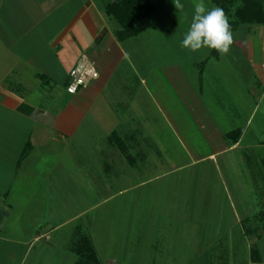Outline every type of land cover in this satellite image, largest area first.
Segmentation results:
<instances>
[{"label": "crops", "instance_id": "obj_1", "mask_svg": "<svg viewBox=\"0 0 264 264\" xmlns=\"http://www.w3.org/2000/svg\"><path fill=\"white\" fill-rule=\"evenodd\" d=\"M198 2L0 0V264H58L62 248L75 264L84 237L98 264H117L115 241L99 253L79 220L95 209L102 229L118 199V228L135 215L178 233L177 248L225 246L177 259L155 237L164 264H264V0L227 1L224 55L181 47L189 27L177 16ZM169 39L186 58L163 59ZM79 132L91 145H54Z\"/></svg>", "mask_w": 264, "mask_h": 264}, {"label": "rangeland", "instance_id": "obj_2", "mask_svg": "<svg viewBox=\"0 0 264 264\" xmlns=\"http://www.w3.org/2000/svg\"><path fill=\"white\" fill-rule=\"evenodd\" d=\"M187 9V8H186ZM192 9V8H191ZM193 10V9H192ZM182 12V10H181ZM180 12V13H181ZM188 12H190V14L188 13L187 16H183L182 18H180V16L178 15L177 17L179 18L177 22V24L174 25H187V27H189L190 24H186V17L192 16L193 12L189 10L188 8ZM186 14V13H185ZM183 21V22H182ZM171 29V26H170ZM170 33V32H169ZM173 35V34H169ZM179 41L176 39H169L168 40V44H169V54L167 55H163V59L167 60V61H176L178 59H182L179 54V50H180V46H179ZM181 42V40H180ZM203 48H207V47H203ZM159 57V56H158ZM183 58H186V56H184ZM160 59V58H159ZM69 141V140H68ZM64 139H59V141L54 144L56 146H85L86 144L91 145V142H87L84 141L83 136L80 134V132L78 134H76L73 138L72 141L68 142ZM48 146H53V145H48ZM63 153V152H61ZM95 154V152H92ZM64 154V153H63ZM89 154H91V152H89ZM90 170H94L93 168H90ZM87 185L88 187H95V178L91 175V172H89L88 177H87ZM94 181V182H93ZM93 187V188H94ZM92 188V191L94 190ZM92 194V193H91ZM93 195V194H92ZM52 202V205H54L56 202L60 201V199L57 200H50ZM63 201V200H61ZM67 201V199H66ZM94 200L93 198H88V199H83L82 203L84 205H86V203H88L87 205H90L91 203H93ZM114 204V205H113ZM122 204V200L118 199L115 200V203L110 202L107 207L105 208L106 211V216L110 214H112L110 221L105 222V226H103V228L101 229L100 226L98 227V225H100V223L98 224V220H97V210L95 211V209L91 210L88 215L83 216L79 221L83 222L84 224H88V221L92 222L91 225V231L90 234L92 235L93 238V242L96 245L97 250H101L102 245L103 248L105 247V244L107 243L106 241H108V239L111 238V240L113 239L115 242V245L117 244V248H113L111 252L115 253L116 250V254L115 257L117 259V264H164L163 260L165 259V257H162L160 254L158 255L157 253H154V249L152 250L151 248V244L152 243H156L155 242V237L157 238H161V236L163 235V237L167 236L169 237L168 239L170 240L168 243L166 244H170L172 245V251L176 252V254L178 255L177 259L180 258L179 256H181L183 254V257L186 258L189 257L192 254H198L199 252V256H211L214 253H219L220 250L224 251L225 246L223 245L221 248H219L218 246H210L211 244L208 243L206 247L200 248L199 252H197V248H193L190 245H188L186 242L185 244L179 245V247H175L179 244V236L178 233L177 235L175 234V231H170V232H159L156 230V225L154 224H147L145 221L143 222V225L139 224L141 222L137 220V216L135 215H131L130 216V223L129 226L127 228H125V230L123 228H118L119 225V220L121 218H125L127 219V215L125 214V209H121L119 208L120 205ZM13 206V205H12ZM77 206H75L76 208ZM15 209V208H12ZM127 211V210H126ZM56 220H61L64 218V215H60V214H56L55 215ZM139 218V217H138ZM10 219L15 220V216H12ZM110 222V223H109ZM109 223V224H108ZM142 223V222H141ZM98 224V225H97ZM124 224V223H123ZM139 224V226H138ZM109 225L111 226V228L109 227ZM105 227V229H104ZM70 228L69 226L67 227V229ZM107 228H110L109 230ZM123 229V230H122ZM65 228L62 231H58L60 232H64ZM219 234V232H215V236L214 239H216L217 235ZM230 234H232V237L234 239V241L238 240V236L236 235L235 232H230ZM107 240H106V237ZM98 236H101L100 238ZM172 237V238H171ZM99 238V240H98ZM179 239V240H178ZM112 240V241H113ZM98 241H100V245L98 246ZM111 241V242H112ZM239 241V240H238ZM53 242V241H51ZM110 242V240H109ZM162 241L160 240L159 243H161ZM167 242V241H166ZM215 244V242H212V245ZM261 244V248H262V253L261 256L264 258V238L262 239V241L260 242ZM185 246V247H183ZM44 245L43 243L41 244V248L43 249ZM52 249V247H51ZM61 249V248H59ZM62 250H64V254L63 255H57V260H58V264H69V255L67 254V252L65 251V249L62 248ZM99 250V253L101 252ZM123 251V254L121 253ZM103 252V249H102ZM178 252V253H177ZM207 253V254H204ZM101 255V254H100ZM205 257H201L200 260H204ZM187 261V260H186ZM175 264H182V262L180 263H175ZM185 264H202V263H197V261H189L186 262ZM214 264H218V263H214ZM223 264V263H222Z\"/></svg>", "mask_w": 264, "mask_h": 264}, {"label": "clouds", "instance_id": "obj_3", "mask_svg": "<svg viewBox=\"0 0 264 264\" xmlns=\"http://www.w3.org/2000/svg\"><path fill=\"white\" fill-rule=\"evenodd\" d=\"M176 9L183 5L180 0H173ZM233 42L231 25L222 8L206 9L203 0L194 5L193 17L187 32L181 40V47L196 52L202 47L215 49L219 54L229 52Z\"/></svg>", "mask_w": 264, "mask_h": 264}, {"label": "trees", "instance_id": "obj_4", "mask_svg": "<svg viewBox=\"0 0 264 264\" xmlns=\"http://www.w3.org/2000/svg\"><path fill=\"white\" fill-rule=\"evenodd\" d=\"M139 0H134L135 3H138ZM227 1L230 2V0H215V3L217 5H220L221 8H223V10H225L227 7L225 4H227ZM129 2L127 1L125 4H128ZM125 4H123V6H121L120 4H117V3H113L109 6V9L108 11L115 15L117 14L118 12H120L121 14V17H125V12L124 11H128V9H126ZM148 4V3H147ZM149 6V5H147ZM124 8V9H123ZM150 10V6H149V9H147V11ZM130 13L132 15H134L135 13L130 11ZM127 14V13H126ZM148 14V12H147ZM146 14V15H147ZM138 14H136L137 16ZM145 15V14H144ZM144 15L140 16V17H144ZM139 17V18H140ZM229 24L231 25V27L233 26L234 27V23H231L229 22ZM28 149L26 148L24 150V152L22 153V157L27 153ZM72 250L74 251V253H76V255L78 256V259L77 261L75 262V264H98L97 263V257H96V254H95V251L92 247V244L91 242L89 241L88 238H83L82 240H79L78 241V245L76 247H73Z\"/></svg>", "mask_w": 264, "mask_h": 264}]
</instances>
